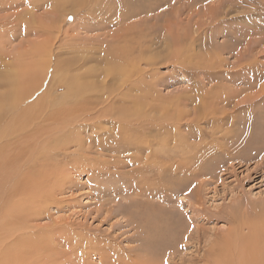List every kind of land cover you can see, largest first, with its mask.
<instances>
[{"label":"rangeland","instance_id":"rangeland-1","mask_svg":"<svg viewBox=\"0 0 264 264\" xmlns=\"http://www.w3.org/2000/svg\"><path fill=\"white\" fill-rule=\"evenodd\" d=\"M7 1L20 0H0V4ZM79 4L83 5L79 7ZM18 17L12 29L19 30L21 22L26 26L30 23L34 33L23 36L20 30L14 34L6 30L5 37L0 38V82L14 73L6 78L15 79L14 93L10 91L15 98L31 84L34 74L42 70L44 59L35 49L39 44L49 43L54 54L59 50L60 55L52 63L85 58L89 62L85 69L102 70L107 67L104 60L109 52L143 36H153L158 42L152 54L158 57L160 81L155 86V100L144 105H155L154 112H159L156 118L170 109V114L167 112L163 119L187 124L179 131L188 134L189 145L195 147L200 143L202 133L206 135L208 148L213 147L212 139L224 146V151H206L203 163L189 172L188 168L187 171L173 169L158 180L146 177L148 184L144 186L139 185L135 165H128L125 160L130 154L112 152L114 142L105 145L110 152L101 150L103 153H99L92 147L91 151L80 155L83 160L68 157L74 154L75 146L62 151L58 161L59 165L63 164L64 173L57 184L54 203H49L31 223L46 234L57 232V237H63L60 239L61 259L52 258L50 263L264 264V149H260L264 126L258 130L250 125L251 120L260 123L264 119V0H32L29 5L0 10V20ZM174 58L182 64H170V59L174 61ZM37 62L39 68H35ZM122 79L123 76L117 83ZM89 82L103 81L93 78ZM3 84H0V100L10 103L14 97L8 95ZM56 90L54 95L66 92L65 88ZM60 106L59 100L52 108L48 107L46 113H51L52 117L43 124V128H48L44 129L45 136L71 122L69 116L58 111ZM138 108L144 111L147 107ZM214 108L217 113L206 117L217 121L205 123L206 118L203 120L204 116L200 115ZM237 122L245 126L239 127ZM106 125L112 128L104 123L102 127L108 128ZM90 134L87 130L82 136ZM1 139L0 156L13 155L11 137ZM116 143V147L126 146V143ZM4 156V159L0 157V221L3 219L0 226L5 223L3 230L0 229V258H4L0 263L5 259L4 263H34L22 261L21 255L14 257L15 249L6 245L13 242L14 236L9 232L12 233L13 219L19 213L14 210L11 197L13 182L9 180L13 181V173L10 163H2ZM140 188L154 195L146 196L147 192ZM150 210L170 217L167 225L163 224L166 222L163 218L156 223V229L163 225L159 228L166 230L170 245L146 253L145 239L157 243L140 221ZM7 236L11 237L6 240ZM71 236L75 240L71 241ZM235 239L239 241L234 242ZM71 242L74 244L70 245ZM30 256L35 258L34 254Z\"/></svg>","mask_w":264,"mask_h":264},{"label":"bare ground","instance_id":"bare-ground-1","mask_svg":"<svg viewBox=\"0 0 264 264\" xmlns=\"http://www.w3.org/2000/svg\"><path fill=\"white\" fill-rule=\"evenodd\" d=\"M31 1L32 0H20L19 2L7 1L3 4H0V10L12 9L13 7H18L21 5H29ZM83 3L86 2L83 1ZM80 5L83 4H79V7ZM12 20L11 19L0 20V38L5 37L4 35L6 33V30L8 31L10 30L13 34L15 33V31L20 30V34H22L23 36H28L31 33H34L33 28L29 27L30 23L28 24V26H26L27 25L26 23L21 22L22 27L19 26V30L12 29L13 28L12 24L14 22L19 21V17ZM23 23L26 25H24ZM143 37L144 38L142 39L138 38L137 40H133L131 42L128 41L130 42L128 46L115 48V50L111 52L108 51L109 53L107 52L108 55L104 60V63L107 65V67H105L106 69L103 68L105 70L103 69L100 70L101 68L98 70L92 67H90V69L89 68L85 69V66L89 63L85 58L83 60L82 58L81 59L77 58L76 60H67V61L52 63L53 61H55L56 59L55 57L60 55V53H58L59 50H57V53L54 54L51 49L52 46H50L49 43L47 45L39 44L38 47L35 49L37 52L40 53L39 57L44 59L41 64L42 66L40 68L42 70L38 69L40 70V73L39 72L36 74H34V72L32 73L34 74V79L26 89L22 88L23 90H21V92L19 93V97L17 96L18 98H15L14 94L10 93V91L14 93V86L16 84L14 82L15 79L6 78L9 76L11 77V75L13 76L14 73L4 77L5 78L3 80L4 82H0V84L1 83L5 84V85L3 84L5 88L7 87L6 90L8 89L7 91L8 93H10L7 94L13 95L14 97L10 103L7 102L5 103V100L4 102H2L3 100H0V139L2 137L7 136V137H11L13 141L12 145L15 151L13 155L9 157H5L3 155L8 160L6 162L5 159L2 163L5 162L8 165L10 163V167H11L10 172L12 171L13 173V181L11 179L9 180V182L10 181L13 182L11 186L13 187L11 190L12 191L11 197L14 200V207H15L14 210L18 211L19 213L17 214L18 216H15L13 219L14 224H13L12 233L9 232L11 236H14V238H12L13 242L8 243L6 245L10 246L9 248L15 249L13 250L15 252L14 257L17 255H21L20 258L22 257V261L34 262V263H29V262L4 263L6 261L5 259L3 263L0 264H58L52 262L50 263V261H52V258H55L56 260L60 258L61 255L59 254L61 252V245H62L61 241L63 240V237H61L62 240H60L61 238L57 237L58 236L56 234L57 232L56 233L50 232V234L49 233L46 234L42 231V229H39L36 226L35 227L31 226L32 225L31 223L32 221L35 222L37 220L38 216L42 213V211L44 212V210L48 207L49 203L52 204L54 203L53 201L54 195L58 189V188L56 189V187H58L57 184L61 181L64 173L62 167L63 164H60L61 165L60 166L58 160L61 152L62 151L65 152V150H68L69 147L72 146L76 147V148L74 147L75 148L73 151L74 154L68 155L70 160L76 161L78 159L83 160L82 156L80 155L82 153L86 154L88 151H91L92 147L95 148L96 151L99 153L101 152V150L110 152L109 147L106 149L105 145L106 144L112 145V143L114 142L113 144L115 146L111 147L113 153L123 152L130 154V156L125 158V160L127 161L128 165H135L136 168L134 171L137 175V180L139 182V185L141 186L148 184V182L145 181L146 177H152L157 179L163 176L166 172L171 170L173 171V169L185 170L188 168V172H189V169L203 163V161L205 160V153L208 150L210 151L214 150L215 152L219 150L224 151V146L218 144V141L216 139H212L213 144L211 145H213V147L208 148L209 144L205 141L206 135L203 136L202 133H200V135L202 136V138L199 141L200 143H197L195 147L193 145H189L188 140L190 137L188 136V134L183 135L179 131V129H181L182 127H187V124L184 123L182 125H179V124H175L174 123L175 121H172L171 119L168 120L163 119L165 115L170 114L169 113L170 109L164 111V113L162 112L163 113V114L161 113L162 115L159 114L160 118H156L158 117L157 114L159 112L158 113L154 112L155 105L154 104L153 106H151L150 104L147 106L144 105L147 101L152 102L155 100L153 98L156 97L155 86H157L160 80L157 74V65H159L158 57L152 54V51L154 50L155 46H157L158 42H156L155 40L156 38L153 36H150L149 38H147L146 36ZM105 48L108 49V47L106 46ZM103 50L105 51V49ZM33 54L35 53L33 52ZM4 56L2 57L5 58ZM12 60L15 61L14 59ZM171 62H174L176 64H182V61L177 58H174V61L170 59V64ZM206 64L208 65L209 63ZM35 66H36L35 68H39L38 67L39 63L38 62L35 63ZM70 72L71 73L73 72L72 75H69ZM190 73L192 74V71ZM122 76H123L122 79L123 81L117 83V81H119V79ZM210 76L212 77V75ZM15 77H17V75ZM93 78H101L103 82L99 84H94L93 82H89ZM62 88L66 89V92L64 94L54 95L57 92L56 89H62ZM227 92L229 93V91ZM203 93L204 95H206L205 92ZM50 95L53 97H50ZM189 99L191 101L193 98L192 99L189 98ZM59 100L61 101V106L58 107L59 109L58 111L59 112L63 111V113L69 116V121L71 120V122L67 124L64 123L65 125L64 127H62L63 129L56 130L59 129L56 128L53 134L50 133V135L45 136V133L47 131L44 132L45 131L44 129L46 127L43 128L44 126L43 124L49 121L50 116L52 117L51 113L47 115L46 112L49 110L48 107L52 108ZM217 102L216 104H218ZM210 103L212 102L210 101ZM125 105L128 109L124 107ZM129 107H133V108L129 109ZM138 107H142V108L147 107V108L144 111H140ZM166 109L168 108L166 107ZM216 113L217 111H215L214 108L212 110H208L206 113L200 116H204L202 117L203 120L206 118L204 122L209 123L210 121L213 122L216 119L209 120L207 119L206 116L208 115L214 116ZM65 114H63V116ZM64 122H66V120H64ZM103 123L110 124L112 128L111 127L109 128V126L107 125L106 127L108 128L102 127ZM237 125L239 127L245 126V124L241 122H237ZM250 125L252 127H255V129L260 130L261 127L264 126V119H262L260 123L259 122L255 123V120H251ZM35 126L36 128H34ZM61 126L63 125H60L59 127ZM87 130L92 134L85 137L82 136V134ZM215 130L219 132L218 128ZM50 131L51 130H49V132ZM200 135L198 136L197 134L198 137H201ZM32 137H35L36 139H41V142L38 143L34 141V138ZM260 137H263L264 139V133L260 134ZM221 138H224L223 134ZM11 139L9 140L11 141ZM116 142L126 143V146L122 144V146L118 145L116 147L117 145ZM262 143H261L262 146L260 147L261 150L264 149V141ZM1 150L2 149H0V152ZM3 156L0 157L4 159ZM252 156L255 155L253 154ZM24 176H27V178ZM28 176L30 178H28ZM140 189H142L141 191L143 192H147L145 193L146 196L154 195L153 192L145 191V189L143 188ZM33 198H35V200H33ZM13 200L11 201L10 204H12ZM7 205L9 204L7 203ZM2 206L4 208L5 205L2 204ZM33 210L36 211L31 213ZM162 218L166 221L163 224L167 225L166 223L170 217L165 216V214L163 213H159L155 211L153 212L152 210H150V211H146L140 217V221H142V225H144L143 227H146L150 235L156 238L157 241L156 244H153L149 242L147 239H145V243H143V248L146 253L153 252L156 247L163 248V247H168L170 245L169 238L166 235V230H160L159 228V227H163V225L161 226L159 225V227H157L156 229L157 226L156 223L162 220ZM19 221L21 222V224ZM4 224L5 223L2 222V226H0V229L3 230ZM7 227H11V225L7 224ZM149 227L151 228L149 229ZM11 236H7L6 240H8V238ZM72 236L70 240L72 239ZM237 241L236 239L234 240V242ZM71 243L70 245L74 244L73 242ZM234 245H236V243ZM70 247L72 250L76 249L73 246ZM82 247L80 245V248ZM235 247L236 246L232 248ZM251 247L249 246V248ZM244 248L245 247H243V249ZM250 250L251 249H249V251L247 252L248 253L251 252ZM76 251L78 252V250ZM236 252L237 251H235V253ZM2 254L4 255L6 254V252L5 253L3 252ZM30 254H34L35 258H33V256L31 257ZM101 257L105 258L107 257V255ZM39 260L41 261L47 260V262L36 263ZM259 264H263V263H259Z\"/></svg>","mask_w":264,"mask_h":264}]
</instances>
